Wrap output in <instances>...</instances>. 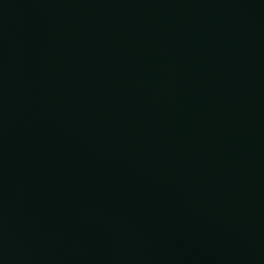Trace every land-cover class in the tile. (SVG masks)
<instances>
[{"label":"water","instance_id":"obj_1","mask_svg":"<svg viewBox=\"0 0 264 264\" xmlns=\"http://www.w3.org/2000/svg\"><path fill=\"white\" fill-rule=\"evenodd\" d=\"M0 264H264V0H0Z\"/></svg>","mask_w":264,"mask_h":264}]
</instances>
